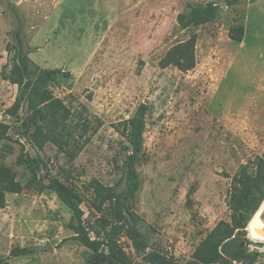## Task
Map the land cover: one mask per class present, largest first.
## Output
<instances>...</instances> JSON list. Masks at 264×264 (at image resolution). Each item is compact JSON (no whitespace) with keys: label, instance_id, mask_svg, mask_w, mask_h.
<instances>
[{"label":"rangeland","instance_id":"obj_1","mask_svg":"<svg viewBox=\"0 0 264 264\" xmlns=\"http://www.w3.org/2000/svg\"><path fill=\"white\" fill-rule=\"evenodd\" d=\"M229 1L0 0V125H9V138H0V166L14 170L24 186L21 193L7 194L0 209V258L20 246L34 252L11 264L86 263L91 250L73 238V211L48 188V174L75 189L85 222L103 233L90 184L97 179L125 186L132 150L118 127L141 103L149 107L135 164L141 182L128 203L139 216L146 246L137 249L122 232L128 255L142 264H156V254L185 264L221 220L232 221L233 177L241 165L264 156V118L257 121L253 108L242 107L249 97L254 100L252 86L263 70L264 0L245 7V15L247 0ZM208 2L219 5L215 21L180 27L178 15L190 4ZM246 17L247 46L236 53L237 43L227 48L228 29ZM17 31L36 64L71 73L51 86L71 110L61 135L69 145L48 141L38 147L28 106L9 112L19 87L3 75L18 50ZM194 33L195 69L162 68L167 51ZM22 149L37 161L19 163ZM254 264H264V252Z\"/></svg>","mask_w":264,"mask_h":264},{"label":"trees","instance_id":"obj_2","mask_svg":"<svg viewBox=\"0 0 264 264\" xmlns=\"http://www.w3.org/2000/svg\"><path fill=\"white\" fill-rule=\"evenodd\" d=\"M243 0H230V4H238ZM219 5L215 2L207 4L189 5L186 12L178 15V23L182 28L204 25L217 19ZM245 36V26L234 25L229 29V37L234 41H242ZM18 50L13 56L12 67L4 79L10 80L19 87V93L9 112L15 115L25 104L31 111L30 121L35 125L32 139L38 147H43L52 141L63 147L69 145L64 139L62 131L67 126L71 116L70 108L57 97L51 86L60 75L70 76L69 71L61 68H43L36 64L29 52L22 49V37L16 33ZM198 35L192 34L187 40L171 47L159 64L162 68L176 66L182 71L195 69L197 65L196 47ZM11 47L7 45V50ZM148 104L141 103L135 114L121 123L120 133L128 141L127 148L132 150L126 170L127 180L121 189L119 185L108 186L94 179L90 187L94 198L92 207L99 213V218L105 231L102 233L91 228L85 222V211L82 207V197L75 189L60 178L48 174V188L56 192L57 196L73 211L71 227L75 232L74 239L91 250L86 256L85 264H142L133 260L120 243V234L126 233L132 239L137 249L144 248L146 242L138 229L139 216L128 203L133 199L140 187V176L135 164L144 146V132L146 128V114ZM9 125H0V138L7 139ZM19 163H34L35 158L28 157L25 150L17 157ZM23 184L17 178V173L8 166H0V209L6 206L9 193H21ZM264 201V156L257 155L248 163L240 166L232 180V187L228 197L232 221L221 220L196 247L192 259L185 264H254L258 260L259 252L250 251L246 246L241 247L231 259L222 258L220 248L222 243L231 238L236 232V222L239 214H244L245 224L251 214ZM107 203H109L107 205ZM112 205V206H111ZM110 206V207H109ZM92 233L96 236L93 237ZM106 247V250L103 249ZM34 252L31 247H14L5 258H0V264H11L14 257L27 256ZM156 264H180L170 257L156 254Z\"/></svg>","mask_w":264,"mask_h":264},{"label":"crops","instance_id":"obj_3","mask_svg":"<svg viewBox=\"0 0 264 264\" xmlns=\"http://www.w3.org/2000/svg\"><path fill=\"white\" fill-rule=\"evenodd\" d=\"M254 1L255 0H247V5L244 4V15L246 13L245 7L249 6ZM261 1H263V0H261ZM259 11L261 12V22H263L261 29H263L264 28V7H260ZM246 20H248V17L243 18L242 20L234 21L233 25H231V26H234V25L242 24L245 26V36H244V39L242 41H239V42L234 41L233 39H231L229 37V29L231 27V26H229L228 35H227V46H228L227 48L229 50H231L230 46H233L235 43H237L236 53L237 52L239 53L246 48V46H247V41H246L247 39L246 38H247V31H248L247 30V24L245 22ZM259 49L264 52V47L260 46ZM228 53H229V51H228ZM232 58H233V56H232ZM234 59H235V57L233 58V61H234ZM262 69H261L262 70L261 73H259L257 81H255V83H253V86H252L253 89L256 91L254 100L252 101V97H249L250 101L244 105L242 104V107H244V108H253L254 109V114L256 116L257 121L264 118V65L262 66ZM228 72L226 73V75H224L222 77L221 81L224 78H226V76L228 75Z\"/></svg>","mask_w":264,"mask_h":264},{"label":"clouds","instance_id":"obj_4","mask_svg":"<svg viewBox=\"0 0 264 264\" xmlns=\"http://www.w3.org/2000/svg\"><path fill=\"white\" fill-rule=\"evenodd\" d=\"M264 201H261L259 207L251 214L244 232L245 239L251 243L248 245L250 251L264 252Z\"/></svg>","mask_w":264,"mask_h":264},{"label":"water","instance_id":"obj_5","mask_svg":"<svg viewBox=\"0 0 264 264\" xmlns=\"http://www.w3.org/2000/svg\"><path fill=\"white\" fill-rule=\"evenodd\" d=\"M246 226L245 224V219H244V214L241 212L239 214V218L236 222V232L235 234L225 240L220 248V252L222 254V258L224 259H231L232 256L237 252L238 249H240L243 246L248 247L249 243L244 242V237L242 234V230H244V227ZM49 249H53L52 246H49Z\"/></svg>","mask_w":264,"mask_h":264},{"label":"built area","instance_id":"obj_6","mask_svg":"<svg viewBox=\"0 0 264 264\" xmlns=\"http://www.w3.org/2000/svg\"><path fill=\"white\" fill-rule=\"evenodd\" d=\"M3 116L0 114V121H2L3 120V118H2Z\"/></svg>","mask_w":264,"mask_h":264}]
</instances>
